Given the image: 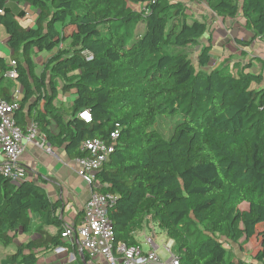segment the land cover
Listing matches in <instances>:
<instances>
[{
	"label": "trees",
	"instance_id": "obj_1",
	"mask_svg": "<svg viewBox=\"0 0 264 264\" xmlns=\"http://www.w3.org/2000/svg\"><path fill=\"white\" fill-rule=\"evenodd\" d=\"M19 1L37 12L35 27H22L9 0H0V27L23 90L16 123L26 131L29 119L70 159L90 158L88 141L114 147L98 179L117 198L109 211L115 243L137 246L135 232L156 223L181 264H246L228 259L226 243L244 251L258 236L253 259L264 264L263 76L244 72L248 67L237 74L208 70L211 48L195 54L208 24L192 19L179 0ZM132 1L143 10H133ZM203 1L219 18L242 15L252 41L264 40V0ZM35 52L54 53L41 76ZM10 69L0 50L6 101ZM60 93L75 95L71 106L56 105ZM84 111L91 123L80 119ZM160 118L176 119L167 140L155 129ZM59 209L33 180L13 183L0 174V246L16 248L0 264H38L41 254L64 246ZM33 214L42 218L38 238L19 242Z\"/></svg>",
	"mask_w": 264,
	"mask_h": 264
},
{
	"label": "crops",
	"instance_id": "obj_2",
	"mask_svg": "<svg viewBox=\"0 0 264 264\" xmlns=\"http://www.w3.org/2000/svg\"><path fill=\"white\" fill-rule=\"evenodd\" d=\"M15 1L21 6V9L17 12V17L23 18L19 22L20 25L24 28L35 27L37 12H33L32 7L27 3L20 2L19 0ZM179 1L184 4H190L191 7L189 9L192 10L193 16L202 17L208 24V33L202 38L199 43L200 45L195 47V54L205 47L211 48L212 56L208 70L228 68L230 72L238 73L243 72L248 67L244 72L260 74L264 78V40L256 39L252 41L254 35L246 27L245 19L242 15L231 19H223L217 17L204 5L197 6L191 0ZM0 50L1 54L11 62L10 57L12 52L8 46V37L1 29ZM4 85L11 92L12 98L17 97L18 101L22 99L23 90L18 81L5 78ZM68 95L72 96L70 103L72 105L75 95L72 93ZM32 123L28 119L27 129ZM53 128L57 133V128L54 125ZM20 163L26 168L28 179L40 185L52 203L60 205L57 215L60 220L65 222L66 228H74L79 214L84 213L85 204L90 197L89 186L78 176L79 166L76 160L70 159L63 149H54L53 154H48L36 145L28 143ZM31 219L30 233H20L18 240L21 239V241L19 242H28L29 240L38 238L36 230L42 226V218L37 214H33L31 215ZM44 229L52 235L57 233V229L52 226H46ZM62 241L64 243L63 247L67 249L66 252L56 253L54 249V251L48 252L45 255L41 254L38 264H49L51 262L55 264V261L59 260L60 256L65 257L64 253L69 256V263H79V259L83 264H87L86 256L79 251L78 241L73 242L67 238H63ZM228 244L231 246V248L227 247L229 251L234 248L235 253H237L235 255L241 259H245L242 255H245L247 251H242L240 247L233 243ZM57 264H60V261ZM251 264L259 263L251 259Z\"/></svg>",
	"mask_w": 264,
	"mask_h": 264
},
{
	"label": "built area",
	"instance_id": "obj_3",
	"mask_svg": "<svg viewBox=\"0 0 264 264\" xmlns=\"http://www.w3.org/2000/svg\"><path fill=\"white\" fill-rule=\"evenodd\" d=\"M191 2L197 6L204 5L210 10L203 0H191ZM185 5L188 8L191 7L190 4ZM10 65L11 69L4 74V77L16 80V63L11 61ZM19 109L20 103L17 97H13L11 101L0 97V174L13 183H19L28 178L26 168L20 163L28 143L36 145L48 154L54 153L45 135L39 131L35 123H32L27 131L17 125L15 113ZM84 113L88 114V119L84 118ZM79 117L86 123L92 122L91 113L88 111L81 112ZM117 137V133L112 135L113 139ZM84 149L90 152L91 157L76 160L79 166L77 173L89 186L90 197L85 204L84 218L80 225L66 228L62 237L73 242L78 241L79 251L86 256L87 264H181L179 257L174 253L173 240L165 244L163 255L159 254L160 247L150 238L145 240L150 246L148 252L143 251L140 243L137 246L115 243L114 227L109 211L117 198L113 194L104 193L106 186L98 179V174L109 161L114 147L102 141L93 140L86 142ZM66 251L67 249L63 246L55 249L56 253Z\"/></svg>",
	"mask_w": 264,
	"mask_h": 264
},
{
	"label": "rangeland",
	"instance_id": "obj_4",
	"mask_svg": "<svg viewBox=\"0 0 264 264\" xmlns=\"http://www.w3.org/2000/svg\"><path fill=\"white\" fill-rule=\"evenodd\" d=\"M130 6L132 7L133 10L135 11H142L144 8V3H139V2H130ZM7 8L10 9L11 11H13V13H15L16 17H17V12L18 10L21 9V6L17 3V1L15 0H9L8 4H7ZM32 11L35 12V9L32 7ZM192 10H190L188 12V14L191 16L192 19L196 18L197 20H204L202 17H195V15L193 16ZM23 19V18H21ZM21 19L19 17H17V21L20 22ZM145 28V24H142L141 27V32L144 30ZM4 34H6V30L5 27L2 26L0 28ZM77 29L72 30V32H75ZM71 32V33H72ZM57 52V50L55 51ZM54 53H39V52H35L34 57H33V61H34V65H35V74L36 75H41V72L44 69L45 64L47 63L48 59L53 55ZM237 74V73H236ZM62 81H59V84H61ZM71 95L68 94H63L60 93V95L58 96V99L56 101V105L59 107L60 105H63V107H69L71 104ZM176 122V119H172V118H160L156 124L155 129L167 140L171 137L172 133H173V126ZM243 209H246V206H242ZM262 225L258 226V232H260L263 228ZM150 238L153 239L154 242L160 247V249L158 250L160 255H163L164 252V246L165 244L168 242H170V240L167 238L166 234L164 233V231L158 226V224L156 223H150L148 225V227H144L141 231H137L135 232V240L140 243L143 251L148 252L150 251V246L148 244H146V239ZM222 239V238H220ZM223 241L227 242V239H222ZM21 241V239L19 240ZM258 244H259V238L258 236H255L253 238H250L249 240H246L245 242V250L244 252H246L245 255H242L244 261L246 264H251V259H253L255 253L257 252L258 249ZM226 247H230V244L226 243ZM234 247V245H233ZM16 251L15 246H11L9 249L5 250L0 246V261L2 259H4L7 255L13 254ZM175 253V252H174ZM235 254V250L234 248L228 252V259H232V256L237 257ZM64 256H60V259L55 261L57 264L58 261H60V264H64L66 262H68L67 264H77V262L75 263H69L70 259L68 258L69 256H67L64 253ZM168 254L166 253V258H167ZM246 256H250V257H246ZM68 258V261H67ZM236 260V259H235ZM237 262V261H235ZM249 262V263H248ZM49 264H53V262L49 263Z\"/></svg>",
	"mask_w": 264,
	"mask_h": 264
},
{
	"label": "snow or ice",
	"instance_id": "obj_5",
	"mask_svg": "<svg viewBox=\"0 0 264 264\" xmlns=\"http://www.w3.org/2000/svg\"><path fill=\"white\" fill-rule=\"evenodd\" d=\"M83 116H84L85 119H88L89 118V116H88L87 113H84Z\"/></svg>",
	"mask_w": 264,
	"mask_h": 264
}]
</instances>
